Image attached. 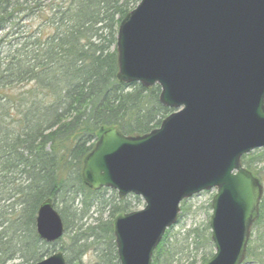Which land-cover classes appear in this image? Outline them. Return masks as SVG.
<instances>
[{"label":"water","instance_id":"obj_1","mask_svg":"<svg viewBox=\"0 0 264 264\" xmlns=\"http://www.w3.org/2000/svg\"><path fill=\"white\" fill-rule=\"evenodd\" d=\"M117 29V81L158 85L173 110L143 135L102 129L83 157L87 187L144 201L112 221L119 264H152L180 202L212 188L205 264H241L262 197L241 158L264 147V0H140ZM35 215L42 241L64 236L51 198ZM33 264L66 259L57 250Z\"/></svg>","mask_w":264,"mask_h":264},{"label":"trees","instance_id":"obj_2","mask_svg":"<svg viewBox=\"0 0 264 264\" xmlns=\"http://www.w3.org/2000/svg\"><path fill=\"white\" fill-rule=\"evenodd\" d=\"M139 1L0 0V32L8 29L0 37V264L42 259L47 243L34 224L47 198L65 226L57 242L66 264H81L89 250L98 264H119L112 221L139 197L92 190L81 168L102 129L143 135L172 111L159 102L158 85L117 81V28ZM263 160L253 150L241 163L255 172ZM259 224L248 254L263 263L262 203ZM206 239L201 264L212 255ZM161 245L152 264H159Z\"/></svg>","mask_w":264,"mask_h":264},{"label":"rangeland","instance_id":"obj_3","mask_svg":"<svg viewBox=\"0 0 264 264\" xmlns=\"http://www.w3.org/2000/svg\"><path fill=\"white\" fill-rule=\"evenodd\" d=\"M28 20L29 19L22 21ZM19 22L21 21L19 20ZM3 31L6 32L8 29L6 28ZM3 31L0 32V37L3 34ZM254 150H259V153L263 152L264 158V147L256 148ZM254 171L255 172L253 173L258 176L260 182L262 183V197L259 203L260 205L261 203L264 204V160L263 163L255 167ZM215 192V188L208 191H201V193L194 194L191 198L182 202L184 210L181 209L178 221L166 230V233L162 237L161 243L159 244H162V255L158 258L159 264H187L190 261H193L194 264H201L203 262L202 259L204 255L208 253V240L206 239V236H209L210 239L211 228H209V221L212 213L210 203ZM106 193L109 195L110 191H107ZM139 200L138 205L130 209L131 211H138V209H141L144 206V201L140 198ZM261 227L262 226H260V224L255 225V223L251 226L249 240L246 247L247 251L244 261L241 264H264V260L262 261L263 263H260V258L253 257L248 254V246H255L258 244V242H254L253 240L256 238V230ZM210 242L212 244L211 250L213 254L215 250L211 239ZM43 247V249H45V253L42 258L50 255L56 250H60L61 248L59 242H54V244H45ZM158 247L159 246H157V248ZM156 249L153 251L154 254L156 253ZM206 262L207 259L205 260V263ZM12 263L22 264L21 260H16ZM81 264H98L94 252L90 250L87 251L82 257Z\"/></svg>","mask_w":264,"mask_h":264}]
</instances>
